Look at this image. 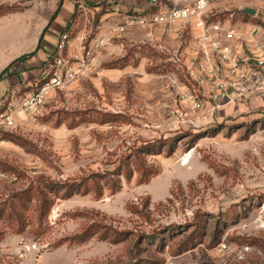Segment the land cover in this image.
I'll list each match as a JSON object with an SVG mask.
<instances>
[{"label": "rangeland", "instance_id": "374dc122", "mask_svg": "<svg viewBox=\"0 0 264 264\" xmlns=\"http://www.w3.org/2000/svg\"><path fill=\"white\" fill-rule=\"evenodd\" d=\"M85 1L87 29L66 28L72 44L65 55L72 56L73 70L65 87L4 131L9 141L0 148V207L17 192L44 187L47 178L72 182L113 171L143 141L171 139L175 151L163 142L161 153L144 154L157 167L147 182L135 174L130 181L122 177L118 191L57 198L41 225L36 198L18 205L27 226L18 232L0 218V264H264V92L256 90L252 70L242 76L222 57H172V50L162 52L138 32L112 36L83 63L75 56L87 52L103 19L109 24L141 8V0L128 1L126 11L116 10L112 0ZM144 1L150 7L151 0ZM58 2L0 0V74ZM263 3L213 0L206 19L234 12L235 19L259 23L242 9L260 11ZM15 11L25 13L18 18ZM58 15V23H66L67 11ZM80 15L74 7L71 21ZM24 19L33 29L20 36ZM158 26L168 27L158 24L153 34ZM189 30L182 28V41ZM80 32L83 42L76 39ZM20 95L21 104L26 93ZM92 222L133 234L119 243L98 236L69 240ZM187 236L196 244L175 255Z\"/></svg>", "mask_w": 264, "mask_h": 264}, {"label": "built area", "instance_id": "2783aa9c", "mask_svg": "<svg viewBox=\"0 0 264 264\" xmlns=\"http://www.w3.org/2000/svg\"><path fill=\"white\" fill-rule=\"evenodd\" d=\"M172 1L173 5H169L164 0H151L150 7H141L128 13L126 11L120 20L104 25L106 28L102 32L100 29L103 25H98V37L92 39L93 42L85 54L80 52L75 57H83L82 62L86 63L85 57H92L103 45L105 38L110 39L112 36L126 34L130 28L152 30L158 24L169 27L178 20L195 17L197 25L201 27V35L198 39L199 50L196 57H207L209 62L210 57H222L232 67L231 71L239 72L242 76L245 75L244 69L250 68L254 80L257 81L256 90L264 92V13H261L264 11V3L260 6L261 10L258 9L253 15L254 18L261 20L256 23L257 28L245 34L239 28V25L244 23L235 19L234 12L228 16H219L212 21L206 19L210 17L213 0ZM74 5L81 15L78 21H71L68 30L76 28L86 30L89 20L88 17L85 20L83 17L88 14V5L85 0H74ZM68 30L59 35L57 52L49 55L53 57L52 61L49 60L47 63L48 60H46L44 69L33 84V89L26 93L25 100L20 104V97H22L20 93L23 92L21 87L7 90L0 99V148L9 141L4 131L17 126L19 116L41 107L47 101L49 93L57 88L65 87L68 77L72 75L73 65L71 59L68 58L72 56L65 55L66 48L72 44L71 33ZM81 33L76 39L83 42L85 36ZM212 70L213 66L209 64L208 71Z\"/></svg>", "mask_w": 264, "mask_h": 264}, {"label": "trees", "instance_id": "16d2710c", "mask_svg": "<svg viewBox=\"0 0 264 264\" xmlns=\"http://www.w3.org/2000/svg\"><path fill=\"white\" fill-rule=\"evenodd\" d=\"M64 3V0H60L58 3V8L51 17V20L47 27L45 28L41 40L44 36V33L48 31L52 22L58 16L61 7ZM13 12V11H12ZM0 14V16L4 15ZM245 18H249V15L245 14ZM34 52L25 54L22 57L32 55ZM14 60L9 66H7L2 73L0 74V80L9 72L10 67L14 64ZM171 139L165 140H155V141H143L139 145H134L130 150V153L120 160V164L113 171H107L103 174L101 173H91L88 176L82 177L79 180L75 181H57L51 178L44 180V187L40 186H31L21 192H17L12 195V201L3 203L0 207V218H5L9 222H12L16 226L18 232H22L27 226L26 219L24 214L18 209L26 207L27 203L30 202L33 198H36L38 203L36 204V211L38 213L37 220L40 225L43 223L44 217L48 215L55 203L57 198L66 199L75 194H88L91 191H94L96 195H102L104 188L108 187L112 191H118L121 187V179L124 177L126 180L130 181L133 179L136 174L138 177L139 183L147 182L153 175L157 173V167L153 164L148 163L144 154L152 153L159 154L161 153V144L165 142L169 146V152L173 153L175 151V145ZM17 201H16V200ZM15 201V202H14ZM133 234L130 230H117L111 225L102 224L101 222H92L89 225L85 226L80 232L74 234L72 237H69L70 241L73 242H84L90 237L98 236L103 240H109L112 243H119L127 240ZM157 234V233H156ZM2 232L0 231V240L2 239ZM158 235H155L156 237ZM146 238V237H145ZM187 236L185 239L181 240L176 249L173 250L175 255H178L185 250L191 248L195 245V241L188 239Z\"/></svg>", "mask_w": 264, "mask_h": 264}, {"label": "crops", "instance_id": "0c3cea01", "mask_svg": "<svg viewBox=\"0 0 264 264\" xmlns=\"http://www.w3.org/2000/svg\"><path fill=\"white\" fill-rule=\"evenodd\" d=\"M60 1V0H59ZM130 0H112V2H118L115 3L113 6L116 10L126 11L130 7L128 3ZM128 2V3H127ZM59 3V2H58ZM146 1L141 0L137 4V7L134 6V8H140L145 7ZM74 4L73 0H64V3L61 7V9H64V11H67L68 20H66V23H58V16L56 19L52 22L50 28L48 31L44 33V36L41 40L42 34L47 27V21L51 20L52 15L54 14V11L49 12V18L46 22L43 23L42 28L32 30V34L30 36L31 41L29 45L17 52L11 55L10 57H22L25 54H29L31 52H34V54L30 56H25V58L17 61L14 63V65L9 69V72L4 75V77L0 80V99L3 98L5 92L9 89L13 88H19L21 87L25 93L31 91L33 87H31V80L36 81L40 73L45 67V62L47 60V57H49L50 54L56 53L57 44L59 35L66 30L71 24V19L74 12ZM132 7V6H131ZM24 11H18L14 12L12 14L15 15V17L22 18V14H24ZM117 13H113L112 15L115 16ZM110 15V14H106ZM117 19V18H116ZM103 22L100 23L102 26V29L100 31H104L106 27L104 25H107L105 19L102 20ZM50 22V21H49ZM244 24H240L239 28L240 30L247 34L250 31V28H257V25L253 21H245ZM23 26V27H22ZM30 26L31 29L33 27L31 25H28V21L25 19L22 21V25L20 24L18 27L19 29V35L21 36L22 33L26 28ZM182 26H189L190 28V36H188L185 40H181V32H182ZM150 30V32L148 31ZM153 30L149 28L141 29L140 31H128L126 33L129 34V32H138L140 35L146 36V38L150 39L152 44L158 47L162 52L165 50H172L173 56L172 57H196L197 56V46L199 45L198 37L201 35V27L197 25V19L195 17H192L190 19H184V20H178L175 23H173L169 27L164 26H158L155 28V33H152ZM100 32V33H101ZM125 35V34H124ZM27 35L24 37L26 38ZM109 40L107 38L104 39L102 46L109 45ZM124 45V44H123ZM180 47H182V50H180ZM32 49L31 51H28L27 49ZM15 59V60H16ZM35 83V82H34ZM30 88H27L29 87Z\"/></svg>", "mask_w": 264, "mask_h": 264}, {"label": "water", "instance_id": "95a60500", "mask_svg": "<svg viewBox=\"0 0 264 264\" xmlns=\"http://www.w3.org/2000/svg\"><path fill=\"white\" fill-rule=\"evenodd\" d=\"M242 11L249 15H255L257 12L256 8L253 7H245L244 9H242Z\"/></svg>", "mask_w": 264, "mask_h": 264}]
</instances>
